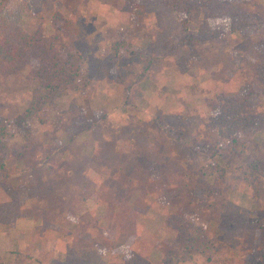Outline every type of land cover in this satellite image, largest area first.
I'll return each instance as SVG.
<instances>
[{"label":"rangeland","instance_id":"obj_1","mask_svg":"<svg viewBox=\"0 0 264 264\" xmlns=\"http://www.w3.org/2000/svg\"><path fill=\"white\" fill-rule=\"evenodd\" d=\"M245 5L264 15V0ZM203 7L188 15H208ZM3 14L29 33L43 30L81 68L73 87L43 103L32 140L23 132L8 138L25 155L19 173L36 178L23 185L0 174V189L56 200L53 210L44 205L31 216L67 235L59 264H119L112 250L122 243L159 264L173 239L166 220L174 210L203 228L204 243L221 244L182 264H264V78L249 85L248 72L231 75L243 58L264 54V17L243 36L195 41L190 55L186 40L202 17L164 2L10 0ZM29 69L0 77V114L9 122L34 99ZM230 98L246 99L252 117L263 119L259 132L238 134V145L212 119ZM73 104L104 115L74 139L65 127ZM12 259L3 255L6 264Z\"/></svg>","mask_w":264,"mask_h":264},{"label":"trees","instance_id":"obj_2","mask_svg":"<svg viewBox=\"0 0 264 264\" xmlns=\"http://www.w3.org/2000/svg\"><path fill=\"white\" fill-rule=\"evenodd\" d=\"M9 1L0 0V77L7 80L11 75L28 66L30 73L28 71L27 75L32 77L37 87L33 101L22 113L16 116L13 122H9L0 114V174L6 178L19 173L17 160L25 158L24 153L9 147L8 138L13 136L15 132H23L25 133L24 140H32V121L36 117L42 119L45 113L43 103L52 102L57 92L73 87L81 72L78 57L72 54L64 57L60 44L50 37L48 38L43 30L39 29L29 33L5 17L3 13ZM133 2L135 0H129V3ZM163 2L176 7L178 11L185 13V16H191L196 20L202 17L198 28L199 34L196 33L193 37L189 36L186 40L191 44L190 55H195L198 51L194 44L195 41L208 42L213 38L229 33L234 35L235 32L239 36H243L245 27L253 26L257 21L256 17H264V15H251L245 5L248 0H239L238 2L228 0H145V3L150 5H161ZM202 7L207 10L208 15H188L193 8L200 11ZM54 21L58 31L59 20L56 17ZM183 60L181 59V61ZM242 61L237 68L232 67L231 75H236L237 72L238 76L241 74L245 76L246 74H243L248 72L249 79L246 82L249 85L252 84L253 80L264 78V54L255 59L243 58ZM246 101L244 99L241 104V101L230 98L226 104L224 103L220 112L212 118L218 131L227 137H232L235 145L239 144L237 136L241 131L259 132L260 129H263L261 124L263 121H258L261 118L252 117V111H250ZM71 110L70 115L66 118L65 127L72 139L89 131L100 120L104 119V115H100L103 109L94 111L95 118L90 117L87 109L83 106L73 104ZM248 164L252 165V163ZM258 170L260 171L261 168ZM6 187L4 185V191L8 193L11 199L0 204V221L3 218L9 219L16 211L15 206L18 204L21 195L15 187ZM11 208L14 211H11ZM166 228L172 233L173 239L159 264H182L194 256L195 252L204 254L207 249L218 251V245H221L219 243L214 244L212 241L204 243L205 232L203 228L194 222H190L178 210H174L168 215ZM126 244L113 246V254H118L121 259L119 264H153L148 258L134 249H130ZM125 247H128L129 250L125 251ZM50 250L48 245H44L39 258L35 257L30 250H15L12 251L13 259L8 264L42 262L43 259L50 257ZM0 264H6L1 254Z\"/></svg>","mask_w":264,"mask_h":264},{"label":"crops","instance_id":"obj_3","mask_svg":"<svg viewBox=\"0 0 264 264\" xmlns=\"http://www.w3.org/2000/svg\"><path fill=\"white\" fill-rule=\"evenodd\" d=\"M25 163V159L22 160ZM27 175L29 177H27ZM15 177H19L17 179V184L25 185L28 182H32L36 177L29 171H24L23 173H18L12 175ZM27 178L28 181L21 182L23 178ZM6 178V177H4ZM3 189V190H2ZM21 193L19 202L15 206V210L19 212V214H14L13 218L5 223H0V254L3 255L6 253H10L12 255V251L26 249L30 250L35 257H41V252L44 249V245H48V249L50 250V257L48 259H43L42 262H34L33 264H59L63 262V251L60 250L58 245L63 237L67 235L64 234L60 236L57 232V224H53V228L51 227L50 222H39L35 218H32L31 212H34V209L38 211L44 205L49 206L50 210L52 208V202L54 203L56 200H32L28 197V192L26 189ZM10 196L5 193L4 188L0 189V204H4L10 201ZM55 204V203H54Z\"/></svg>","mask_w":264,"mask_h":264}]
</instances>
